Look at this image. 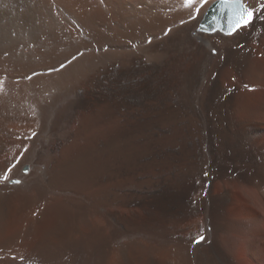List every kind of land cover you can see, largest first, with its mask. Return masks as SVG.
I'll return each instance as SVG.
<instances>
[{
    "label": "bare ground",
    "instance_id": "1",
    "mask_svg": "<svg viewBox=\"0 0 264 264\" xmlns=\"http://www.w3.org/2000/svg\"><path fill=\"white\" fill-rule=\"evenodd\" d=\"M219 2L0 0V264H264V0Z\"/></svg>",
    "mask_w": 264,
    "mask_h": 264
},
{
    "label": "rangeland",
    "instance_id": "2",
    "mask_svg": "<svg viewBox=\"0 0 264 264\" xmlns=\"http://www.w3.org/2000/svg\"><path fill=\"white\" fill-rule=\"evenodd\" d=\"M209 0H204V3L208 2ZM17 6H15V10H17ZM200 6V5H199ZM198 6V7H199ZM198 9V8H197ZM235 18L234 15L230 14L227 15L223 20L227 23V24H231V21H233ZM164 159V158H163ZM163 159L159 160L156 166V172H166V167L164 164ZM99 167H100V161H94L90 164H86V165H81L79 167H77V169H74L73 172H68V177H69V190H67V192H65V194L69 195L68 198H72L74 201H76V205H91L92 202L94 201V199H97V197H99L100 193H99V185L101 183V175L99 172ZM87 171V172H86ZM134 172H144L143 169H141L140 167H136L134 169ZM66 186V185H65ZM54 198H59V196H55ZM20 198H17L16 202H19ZM21 200V199H20ZM15 202V203H16ZM44 202H39L42 203L40 205H38V208L35 209V212L32 213L33 218H37L39 213V210L42 211L43 210V206H44ZM19 203H17L16 205H18ZM42 205V206H41ZM42 208H41V207ZM53 211V210H52ZM54 212L56 213V209H54ZM52 213V212H51ZM56 214H50L51 218ZM61 217V216H60ZM52 218V219H53ZM64 218V217H63ZM51 219V220H52ZM23 220V219H22ZM48 219H45V223L43 224V222L41 223V225L43 227L46 226V228L51 224L50 221H47ZM24 221V220H23ZM189 221V219L185 220V222L187 223ZM183 222L181 223L179 226L180 227H184V225H186V223ZM49 225H48V224ZM47 224V225H46ZM40 224H38L37 227H39ZM21 227V233L24 232L25 228H26V222H22L19 223L18 225H16V223L12 222L10 225L7 226L8 229H6V231H3L4 233H6L7 231H9V235H11V232H15L16 228ZM46 228H42L41 226L39 227L40 230L43 229V232L46 231ZM10 229V230H9ZM3 232L1 233L2 235ZM188 232V229H184L182 230L183 235H185ZM6 233V234H7ZM198 234H196L197 236ZM25 232L24 234H22V238L17 239L16 244H18V246H22L21 244L24 243L23 240H25ZM29 241V240H28ZM15 246H11V251L14 249ZM14 251V250H13ZM10 252V250H9ZM5 253V252H4Z\"/></svg>",
    "mask_w": 264,
    "mask_h": 264
},
{
    "label": "snow or ice",
    "instance_id": "3",
    "mask_svg": "<svg viewBox=\"0 0 264 264\" xmlns=\"http://www.w3.org/2000/svg\"><path fill=\"white\" fill-rule=\"evenodd\" d=\"M194 3V0H186V6H191ZM222 7H225L229 10L230 13L234 14L237 17L236 24L232 28V31H235L241 25L247 26L254 18L255 12L254 10L244 6L241 3V0H222ZM260 11L264 12V3L260 5ZM207 175V173H205ZM4 180L9 179L7 174H5L3 177H0ZM11 183H20V181H10ZM204 237L201 235L198 240H196V243H199L200 241H203Z\"/></svg>",
    "mask_w": 264,
    "mask_h": 264
},
{
    "label": "water",
    "instance_id": "4",
    "mask_svg": "<svg viewBox=\"0 0 264 264\" xmlns=\"http://www.w3.org/2000/svg\"><path fill=\"white\" fill-rule=\"evenodd\" d=\"M221 5L222 2H219L211 9V11L207 16V22L208 23L215 22L217 25L221 27L223 26L225 28H228V30H232V28L236 24L237 17L234 14L230 13L227 8L222 7ZM230 14L234 15L235 18L233 21H231V24H227L223 19Z\"/></svg>",
    "mask_w": 264,
    "mask_h": 264
}]
</instances>
